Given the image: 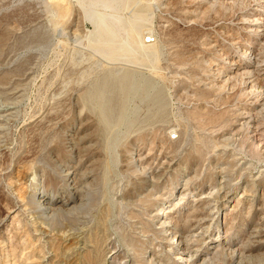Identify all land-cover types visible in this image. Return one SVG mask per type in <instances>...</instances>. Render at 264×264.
<instances>
[{
	"label": "rangeland",
	"instance_id": "obj_1",
	"mask_svg": "<svg viewBox=\"0 0 264 264\" xmlns=\"http://www.w3.org/2000/svg\"><path fill=\"white\" fill-rule=\"evenodd\" d=\"M91 3L0 0V108L9 107L0 121V264H177L153 216L167 203L186 229L198 206L193 197L179 201V186H214L219 161L232 189L247 180L257 196L226 210L212 238L233 246L202 264H264V80L226 78L227 60L264 55V37L239 23L250 10L264 17V0H136L118 16L128 23L134 7L144 9L140 33L153 36L157 55L137 48L115 59L94 46ZM128 34L140 37L123 27L121 37ZM124 73L135 74L129 97L119 88ZM104 85H114L104 91L114 108L125 106L124 120L103 119ZM255 97L263 102L251 110ZM242 112L257 132L253 123L234 128ZM69 161L77 162V189L62 171ZM76 190L81 209L42 215L44 193L64 199Z\"/></svg>",
	"mask_w": 264,
	"mask_h": 264
},
{
	"label": "bare ground",
	"instance_id": "obj_2",
	"mask_svg": "<svg viewBox=\"0 0 264 264\" xmlns=\"http://www.w3.org/2000/svg\"><path fill=\"white\" fill-rule=\"evenodd\" d=\"M135 1L136 0H92L87 16L93 19L94 21L95 32L97 35V41L95 42L94 46L97 47V50L101 54L109 58L115 59V58H119L118 56L123 54L136 53L137 52L136 50H138L137 48H141V50L144 52V55L147 58H153L157 55L158 51L155 49V44L151 43L154 40L151 39L149 33L143 34L142 36L140 33L141 25H139V23H141L146 19L145 10L136 9L135 7L134 8L132 7L133 16L130 19V22L128 23L127 22L125 23L123 19H121L118 16L119 14L117 12H119V10L123 6L126 5V7L128 6L130 7V5L132 6L133 2L135 3ZM98 6H102L105 9L110 8L111 12L107 11L108 9L104 10L100 8L102 10H99ZM126 7L125 9H127ZM255 11L256 10L248 11L247 13L250 14L249 17L247 15V17L241 19L239 23L241 24V26L245 27L244 28L245 31L255 34V37L258 39L264 37V17L257 16L258 14ZM187 14H188L187 18L189 19L190 23H194L195 19H193V16L195 15V10L189 7L187 10ZM123 27L126 30L130 28L131 30H133V32L134 31L136 32L137 34L136 36H140V37L137 38L134 35L130 36L128 34L124 38H122L121 29ZM233 39L235 40L236 43H241V40L237 36L232 37V40ZM134 46H136L135 49H133ZM259 56H257L254 61L238 62L237 61L238 59L230 60V61L227 60L229 66L227 70L228 75H226V78L231 79V77L233 76L232 72H234L246 78L247 83L254 82V84H257L255 83L256 80L257 81L264 80V55L260 54ZM132 74L124 73L118 79L119 88L125 93L124 95L126 97L131 96L134 93V91L137 89V86L134 82L135 74L134 75ZM255 75H258L259 77L257 76L258 78L254 79ZM252 77L255 81L252 80ZM138 84L140 87L145 86L143 81ZM259 84L262 85L263 83L262 84L259 83ZM113 86L114 85H104L103 88H100V91L98 93V98L101 101V104L105 107V110L102 111V117L109 124L124 120L126 115L125 106L121 105L118 108H114L112 106V101L110 100V98H107L105 94L106 93L104 91L105 87L111 88ZM155 100H159V98L156 97ZM251 101H252L250 105L251 110L257 109L259 106H261L262 100L257 99V97H255ZM262 105H264V103H262ZM8 108H0V121H2V118L9 113ZM246 113H249V111ZM246 113L240 114L238 115V117H236L234 128H236L239 125L243 126L245 123L246 125L247 123H253L255 127L253 128L257 132L258 128L255 126L256 119H254V117L251 116V114H246ZM232 133L233 131L231 132V134ZM77 138L78 136L74 135L73 133L70 134L71 140ZM228 138L229 137L227 135L223 137L222 140H220L221 142L219 143L220 144L219 146L223 145L222 148H224V144L226 143L225 141H227ZM173 139H175V137H172V140ZM147 156L148 155L146 153H141L139 155V157L142 159H145ZM244 165L245 164L243 162H238V166H241L242 169H246ZM215 166L217 167V173H216L217 182L214 186L212 187L209 186L199 190V192H192V193L186 192L184 187V185H187L189 179H187L185 183H181V186H179V190H178L179 201L185 206L188 205L187 203L190 197H193V200L197 203L196 206H198V208L194 211V213L189 212L187 214V217H190V224L186 229L182 227L180 221L175 220L174 218L175 211L173 210L172 205L171 206L167 205V203H165L164 206L160 207L153 216L156 224L158 225V228L164 233L163 236L165 242L164 248L166 251L172 254L173 259L177 264H202L207 257L214 254L221 246L222 247L226 246L225 248H228L227 245L229 246V248L230 246H233V243L227 242L226 237H224V235L220 236L221 238H217L214 240V238H212L214 227L220 225V222L222 219H224L226 210L229 207L231 208V210H235L240 203L249 202L251 199V198L249 199V197L257 196V192H254L250 189V184H249L250 182L247 180H245L246 184L243 185L242 187H238L239 186L238 185L237 186L238 188L232 189L231 188L232 184L230 183V179L228 173L226 172L224 163L219 161L215 163ZM62 171L65 173L67 180L75 187V189H77V182H76L78 176L77 162L74 163L72 161H69L65 163L63 165ZM162 175L163 174H161V176ZM90 176H91L90 174L85 173L81 177L84 179V181H87ZM249 177L250 179H257V174H255L254 172H250ZM237 189H240V192H239V196H237L236 199L235 193ZM80 193L81 192H78V190H76L75 195H73L72 197H66L64 199H61L62 197L61 198L53 197L48 193L47 194L44 193V195L39 199L38 202L42 215H44L45 217H49L58 212L68 213L73 210L81 209L82 206L85 205L86 199L84 195H81ZM262 213L264 212L262 211ZM262 218H264L263 214H262ZM223 229L225 228L223 227ZM218 230H220V227L218 228ZM218 230L217 232H219ZM220 233L222 232L220 231ZM257 234L259 238H264V230H257ZM109 258L110 259L114 258L113 254L110 255Z\"/></svg>",
	"mask_w": 264,
	"mask_h": 264
},
{
	"label": "built area",
	"instance_id": "obj_3",
	"mask_svg": "<svg viewBox=\"0 0 264 264\" xmlns=\"http://www.w3.org/2000/svg\"><path fill=\"white\" fill-rule=\"evenodd\" d=\"M149 38V37H148ZM151 39H153V36L151 37ZM148 42H150V41H148Z\"/></svg>",
	"mask_w": 264,
	"mask_h": 264
}]
</instances>
